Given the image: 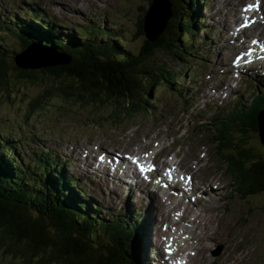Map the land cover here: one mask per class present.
<instances>
[{
	"label": "trees",
	"instance_id": "obj_1",
	"mask_svg": "<svg viewBox=\"0 0 264 264\" xmlns=\"http://www.w3.org/2000/svg\"><path fill=\"white\" fill-rule=\"evenodd\" d=\"M192 1L170 0L172 17L155 41L148 38L143 27L142 15L148 10L139 7L135 50L128 49L126 40L108 28L87 26L60 33L56 23L48 21L49 29L54 28L47 33L40 24L5 23L0 17V98L9 102L24 84L34 83L43 87V94L29 104L32 113L43 110L52 98L82 107L95 104L100 109L112 108L118 117L143 113L157 91L175 87V73L167 60L186 58L188 23L201 29ZM34 15L46 26L47 13L36 9ZM3 36L18 40L23 55L31 45L41 42L66 61L26 66L18 61L23 55L5 47ZM195 46L196 42L192 52ZM182 76L186 78V73ZM262 108L258 100L253 107L236 111L246 120L222 118L220 112L209 121L210 135L213 125L228 121L231 133L223 128V137L245 154L243 163L237 154L229 159L231 173L244 196L264 195V155L248 147L249 141L246 144L250 130L254 127L257 131V115ZM241 135V141H235ZM213 144L220 146L215 139ZM10 152L8 146H0V250L4 255L24 264H135L129 239L116 231L117 220L107 225L109 236L104 237L97 219L62 192L65 171L48 170L40 164L41 177L34 178L27 167L20 169ZM48 171L51 173L46 176Z\"/></svg>",
	"mask_w": 264,
	"mask_h": 264
},
{
	"label": "rangeland",
	"instance_id": "obj_2",
	"mask_svg": "<svg viewBox=\"0 0 264 264\" xmlns=\"http://www.w3.org/2000/svg\"><path fill=\"white\" fill-rule=\"evenodd\" d=\"M162 1L159 0V2ZM227 1L231 3L230 0ZM151 2L153 0H0V17L6 19L10 14H15L22 20L24 15L35 14L37 6H39L40 11L47 13L46 21L55 22L60 33L70 32L81 25L102 23V26H104L107 23L109 27H114L118 31L119 36H122L127 41H124V43L128 49L135 50L138 46V41L135 40V25L141 13L139 12V7L144 6L148 10ZM192 2L197 9V21L201 24L200 30H202V33L199 37L201 39L207 38L208 41L202 39L199 42L200 44L196 43L195 50L191 56H187L188 59L168 58L167 60L171 71L180 74L186 73L187 79H183L181 87H187L188 93L193 96L189 105H183V101L176 91L165 89V87L161 88L149 101L150 105H155L154 111L158 113L161 119L157 120L158 116H155V114H140L134 119L129 117L128 122L119 123L120 127L115 131L112 122L99 126L97 123H93H100L105 117H110L112 114V108L100 109L95 104L82 107L75 105L72 101L52 98L47 102L43 110L30 113L29 104L38 94H43V87L34 83L24 84L23 89L15 92L13 97H10L9 102L0 98V129L9 134L12 144L15 147L18 146L17 151H21L20 155L24 161L28 163L29 159H32L31 154L33 151L42 152L51 149L57 155L56 146L60 138L65 139V142H67L62 143L64 147H73L74 143H77L78 146L88 143L92 146L95 144L101 145L102 150L106 151V147L113 142L115 146L120 143L127 152L132 153L130 139L135 138L136 130L139 133L136 139L141 144L145 142V138H149L151 141L154 138L156 140L163 139V143L171 145V147L174 145L166 137V133L173 135L184 132L186 136L177 135L174 137V140L179 139L180 141H178L179 144L177 146H179V149H176V152H182V159L188 149L194 151L197 147L196 153L194 152L190 156L191 160L197 162L198 158H200V153L204 155L210 151L211 160L209 164L215 166L219 163L217 166L218 175L216 179H211L210 183H218L217 180H221L219 174L220 164L224 169L225 165L217 153L215 148L217 146L210 141L207 143V138L205 137H209L208 130L201 128L200 125H205L207 121L214 117V114L221 111L216 108L211 110L213 106L209 102V98L206 97L205 102H202L199 100V96L203 95L201 94V86H203L209 89L210 92L212 91L211 96L213 98L224 99L225 103H228L225 104V109H228L234 103V96L225 98L226 94H223L218 98L217 94L214 93L215 91H213L219 78L228 79L227 74L219 73V70L224 71V68L218 66V60L214 62L213 54L216 53L218 55L221 53L220 51L225 44L224 35L222 34L223 28L220 24L222 18L218 14H220V11L223 12L226 16V21L225 19L223 20L224 23H227L228 26L232 25L236 20V16H234L236 15L234 11L237 9L236 0L233 1L231 7L223 5L226 0L223 3H220L219 0H193ZM32 5L35 7L32 8ZM232 12H234V15ZM168 17L169 14L166 19ZM163 26L159 29V32L162 31ZM224 32L227 34L226 30ZM1 36L2 34H0ZM3 38L6 40L5 47L7 49L14 53L20 51L18 40L6 36H3ZM119 45L121 46V43ZM23 54L20 53V55ZM229 54L231 56L233 53L230 52ZM207 55L209 56L208 60L205 59ZM186 68L188 72L184 71ZM211 72L215 73L213 79H209ZM205 95L210 96L209 93ZM186 107L187 110L188 108L196 107L191 117L189 116L191 111L185 110ZM260 115L261 113L259 117ZM28 116L29 118L26 121ZM194 119L195 127L192 130ZM179 124L181 125V130ZM86 125L87 127H83ZM70 133L71 135H69ZM19 143L21 144L19 145ZM206 144L208 148H204ZM257 149L260 150L259 154L264 155V147ZM223 153L232 155L233 145L230 144L229 148H224ZM202 162L207 163V159ZM70 169L75 171L76 165L74 163L71 164ZM186 170L189 171L190 168L186 167ZM196 172L195 175L200 180L201 176L198 169H196ZM101 183L103 182L101 181ZM182 183V180L179 181L180 187L176 186V184L171 185L181 189L183 187ZM78 188H82V185L75 186L77 191ZM83 190L86 193H90V187L88 186L87 188L83 187ZM223 190L221 186V188L213 190V192L216 194L215 196H219ZM92 197L96 199V203L109 208L113 214L138 207H141L142 213H146L149 210L148 199L134 187L119 194L105 188L96 189ZM220 206L218 203L212 205L215 208ZM227 212V209L224 214L215 211L213 215H207L203 221L204 226L210 233H219V237L211 239L213 244L220 243L222 237V245L225 247L226 254L221 258L220 263L264 264V195L244 200H234L231 215ZM105 219L107 221L112 220V216H106ZM148 221L150 225L152 221L151 212H149ZM228 226L231 229V238H228L230 235V230L227 231ZM187 228L192 230L190 227ZM156 229L158 230L157 227ZM221 234L222 236L220 237ZM158 237L159 235L155 231L153 232L152 229L151 234L145 239L146 249L158 243ZM203 239L204 237H202ZM227 243L229 244L227 245ZM0 264H24V262L4 255L3 251L0 250Z\"/></svg>",
	"mask_w": 264,
	"mask_h": 264
},
{
	"label": "bare ground",
	"instance_id": "obj_3",
	"mask_svg": "<svg viewBox=\"0 0 264 264\" xmlns=\"http://www.w3.org/2000/svg\"><path fill=\"white\" fill-rule=\"evenodd\" d=\"M231 1V3L229 2L228 3V1L226 0V2L225 3H223V5H226V6H229V7H231L232 5H233V1L234 0H230ZM219 4V3H218ZM33 7H35L34 5L32 6V8ZM234 9V8H233ZM220 11V10H219ZM219 11H218V13H219ZM34 12V11H33ZM148 12L150 13L149 14V17H152V15H153V17H154V21H156V22H154L155 23V25H154V23H152V20L149 18V22H148V25H147V31H148V33L150 32L151 34H153V33H155L154 35H156L157 37H159L160 35H161V33L159 32V29H160V27L162 26V24H163V22H164V20H165V18H166V16L169 14V12H170V19H171V17H172V12H171V10H169L168 11V4L166 3V0H163L162 2H159V0H153V2H152V4H151V7L148 9ZM234 12L236 13V15H234ZM234 12H232V14L234 15V16H236V20L235 21H237L238 19H239V11H237V9H236V11H234ZM218 15H220V17H224V19H225V21H226V16L224 15V13L223 12H221L220 11V14H218ZM147 16V15H146ZM170 19H169V21H170ZM168 21V22H169ZM213 22V21H212ZM224 22V21H223ZM226 26H228L227 25V23H226ZM159 28V29H158ZM263 30H264V27H257V28H255V29H250V30H246L245 31V33H247V34H252V33H254V34H257V32H259V35H261L262 34V32H263ZM160 33V34H159ZM211 34V33H210ZM222 34L224 35V28H223V32H222ZM150 37H151V35H150ZM222 42V41H221ZM37 44H39V43H37ZM225 45V44H224ZM223 45V46H224ZM229 49H231V47H228ZM234 61H238V60H236V59H234ZM246 64H247V61H245V60H243ZM235 63H241V62H235ZM186 79H187V76H186ZM199 83L200 84H202L201 83V81H199ZM221 83V82H220ZM234 84V86L236 87V84L235 83H233ZM221 85V84H220ZM201 89H202V93L201 94H203V95H205V94H211V92L209 91V89H206V88H204L203 86H201ZM231 96H234V93L232 94V95H230V96H227V97H231ZM208 98H209V102H211V105L213 106V107H211V110L213 109V108H216L215 107V101H214V98L210 95V96H207ZM202 102H205V100L204 101H202ZM191 103V101L189 102V104ZM189 104H186V106L187 105H189ZM210 109V108H209ZM218 113H220V112H217L216 114H214V117H217V115H218ZM222 113V112H221ZM213 117V118H214ZM212 118V119H213ZM211 119V120H212ZM211 120H209V121H211ZM209 121H207L206 122V124L205 125H200V126H203L202 128H204V129H207L208 130V132H209V134H208V136H211L210 135V128L208 127L209 126V124L211 123V122H209ZM259 124L261 125V130H262V135H263V140H264V111L263 112H261V115H260V118H259ZM179 128H180V130H181V125L179 124ZM198 133V132H197ZM177 135H181V137H184V136H186V133H184V132H181V133H176V134H173V135H171V134H168V133H166V137L169 139V140H171L172 138H174L175 136H177ZM179 139L178 140H175V142H176V144L178 145L179 144ZM210 142H212L213 143V139H211L210 140ZM218 147V146H217ZM206 148H208V145L206 146ZM167 162H169V159H167ZM183 177V178H182ZM176 178H177V180H179V181H181L182 180V185H183V187H184V185H185V182H186V180L188 179V178H194L195 180H197L198 178H197V176L195 175V174H193V175H190L189 174V172L186 170V169H182V170H179L178 171V173H177V176H176ZM179 181L176 183V186H179ZM171 184H174V182L172 181V179H169V180H167L163 185H162V192L164 193V194H179L182 190H183V187H181V189H179V188H176L175 186H172ZM126 186H128V184H126V185H124V186H121V188L123 189V190H126ZM180 187V186H179ZM115 190H117V188L115 189ZM191 198V197H190ZM158 212H162L161 210L160 211H158ZM155 231V233L156 234H158V235H160V233H159V230H157L156 229V226H154V228H153V232ZM202 239V238H201Z\"/></svg>",
	"mask_w": 264,
	"mask_h": 264
},
{
	"label": "water",
	"instance_id": "obj_4",
	"mask_svg": "<svg viewBox=\"0 0 264 264\" xmlns=\"http://www.w3.org/2000/svg\"><path fill=\"white\" fill-rule=\"evenodd\" d=\"M166 3L168 4V11L170 10V1L169 0H167L166 1ZM149 12L147 11V16L145 17V20H144V29H145V31H146V33H147V36H148V38L149 39H151V40H154L155 41V39H156V35H154L155 33H153V34H151L150 32L148 33V31H147V25H148V22H149V18L152 20V23H154V22H156V21H154V17H153V15H152V17H149ZM168 16V15H167ZM166 16V17H167ZM166 19V18H165ZM169 19H170V12H169V17L166 19V20H164V22H163V24H164V26H163V24H162V26H163V29H162V31L160 32V33H162L163 31H164V29L166 28V25L168 24V21H169ZM154 25H155V23H154ZM161 26V27H162ZM160 27V28H161ZM159 29V28H158ZM159 33V34H160ZM150 35H151V37H150ZM34 47H35V44H33V45H31L30 46V50L31 51H33V49H34ZM43 49V50H42ZM41 49V51H40V55L39 56H41V58H38V57H36L34 54H32V53H27V54H25V55H23V56H21V57H19L18 58V61L20 62V63H22V64H24V65H35V60H36V65H45V64H47L46 62H52V61H66V59H61L60 58V56L57 54V51L56 50H54V48H42ZM46 50V51H45ZM45 54V55H44ZM53 56H55V57H53ZM61 56H63L62 54H61ZM59 57V58H58ZM45 58V59H44ZM35 59V60H34ZM259 119V118H258Z\"/></svg>",
	"mask_w": 264,
	"mask_h": 264
},
{
	"label": "snow or ice",
	"instance_id": "obj_5",
	"mask_svg": "<svg viewBox=\"0 0 264 264\" xmlns=\"http://www.w3.org/2000/svg\"><path fill=\"white\" fill-rule=\"evenodd\" d=\"M245 26H247V25H245ZM102 159V158H101ZM143 170V169H142ZM183 178V177H182Z\"/></svg>",
	"mask_w": 264,
	"mask_h": 264
}]
</instances>
